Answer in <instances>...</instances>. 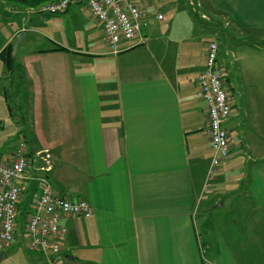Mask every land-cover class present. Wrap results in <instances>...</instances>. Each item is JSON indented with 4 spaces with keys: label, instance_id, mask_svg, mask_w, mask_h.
Returning a JSON list of instances; mask_svg holds the SVG:
<instances>
[{
    "label": "crops",
    "instance_id": "obj_1",
    "mask_svg": "<svg viewBox=\"0 0 264 264\" xmlns=\"http://www.w3.org/2000/svg\"><path fill=\"white\" fill-rule=\"evenodd\" d=\"M196 2L239 29L264 30V0ZM186 3L189 24L199 22L192 1ZM40 4L0 0V52L17 32L26 33L12 69L0 59V148L16 133L28 151L16 232L37 195L34 177L48 166L53 191L84 199L92 212L61 220L62 264H264L258 96L248 109L238 94L232 103L230 86L231 115L223 124L230 156L207 178L213 152L196 76L205 67L207 42L217 38L214 24L221 22L202 15L207 20L197 25L208 37L195 52L184 47L193 37L170 35L178 3L154 1L145 5L144 42H123L121 52L111 54L84 5L41 14L34 10ZM225 79L230 82L228 72ZM15 144L1 153L10 154ZM23 232L0 264H46L27 248Z\"/></svg>",
    "mask_w": 264,
    "mask_h": 264
},
{
    "label": "built area",
    "instance_id": "obj_2",
    "mask_svg": "<svg viewBox=\"0 0 264 264\" xmlns=\"http://www.w3.org/2000/svg\"><path fill=\"white\" fill-rule=\"evenodd\" d=\"M154 1L161 0H52L40 4L34 10L41 14H59L66 11L70 4L84 5L100 25L110 53L118 54L123 42H144L143 31L148 24L145 5ZM155 18L161 20L163 14L156 11ZM218 45L215 40L207 42L205 67L196 76L200 97L208 113V135L213 152L207 172L209 179L214 178L229 153V137L223 125L231 115L228 90L224 86L228 69L218 62ZM25 141H17L13 152L8 155L0 152V251L11 244L17 233L18 204L24 191L22 182L29 164ZM40 171L43 173L34 177L38 186L37 195L32 199L30 212L24 222L27 248L43 256L46 264H62L60 240L65 230L61 220L65 216L88 217L92 212L84 199H68L53 191L47 177L48 166L41 167Z\"/></svg>",
    "mask_w": 264,
    "mask_h": 264
},
{
    "label": "rangeland",
    "instance_id": "obj_3",
    "mask_svg": "<svg viewBox=\"0 0 264 264\" xmlns=\"http://www.w3.org/2000/svg\"><path fill=\"white\" fill-rule=\"evenodd\" d=\"M162 1L163 0H161V2ZM172 1L178 3L176 6V9H178V11L176 9L173 10V18L175 20L171 25L170 35L180 34L182 36L184 35V37L185 36L190 38L193 37L191 41L188 40L184 44V47H189L190 50H195V52H197V50L202 49V45L204 44L203 41L208 37L207 35L208 32L205 30L201 31L200 27H198V25L200 26L204 25L201 23L202 20H200V18L201 19L203 18L202 15H206L205 17L210 18L211 21L217 19L221 22V25L214 24L215 28H217L215 29L216 32L215 36L217 38L214 40L217 42V44H219L220 49L223 50V54L218 56V62L224 64L227 67L229 73V79L230 82H232L230 83L224 80V86L226 90H228L231 93L232 92L231 87H232L234 91L232 92L233 97L230 96L231 101L232 103H234L238 94L241 98L240 100H243L244 103H246L247 108L250 109V107L253 108V106H250L249 102L250 101L252 102L254 100L252 98L258 96L257 105H259L258 108L260 112L264 114V44L263 45L260 44L262 43L261 39L263 38L262 40H264V30L260 31L257 28L239 29L234 24H232V22L229 23L230 21L229 18H222L218 15H212L210 14V12H207V9L202 8L201 6H199V4L197 5L196 0H191V1L193 3L192 7L194 8V14L195 16H197V20H199V22L193 21V23L190 25L189 20L187 19V18L190 19V17L187 14L189 10L187 8L186 2L188 0H172ZM155 2L158 3L160 1H155ZM203 20H207V19L203 18ZM224 22H227L228 24H224ZM163 26H165L166 28L165 31H167L169 27V23L164 22ZM209 27L212 28V22L211 25H209ZM223 34L227 35V38L225 37L224 40L222 39ZM258 44H259V48L257 46ZM187 50L188 49H186V51ZM231 79L233 80L231 81ZM258 80L259 81L261 80L260 83L262 88L261 90L262 93L259 94L257 93V90H259V85L255 87V83ZM255 102H256V98H255ZM234 104H236V102ZM234 109L237 110V107L235 106ZM234 136L235 135H233V137ZM4 137L5 135L1 133L0 140H4L3 139ZM235 138L236 137H234L233 139ZM17 141L18 139L16 133L13 135V137L10 135L7 136L5 140L7 146L5 147L2 146V148H0V152L2 150H6V151L9 150V148L11 147V143H15V142L17 143ZM228 156H230V152L228 153ZM228 158L229 157L225 158V160H227ZM210 203L212 204V201ZM218 203H221V200L218 201L217 203H213L214 205L212 204V206L217 207ZM226 208L227 207L224 206L216 209L217 212H221L224 211ZM20 219L21 217L18 216V218H16V221ZM23 224L24 222L22 223V225ZM22 225L19 229L20 233L18 232L17 235L15 236V238H18V240L20 239L21 241L23 238L22 235H24L23 234L24 225L23 226ZM25 238H26V233H25Z\"/></svg>",
    "mask_w": 264,
    "mask_h": 264
},
{
    "label": "trees",
    "instance_id": "obj_4",
    "mask_svg": "<svg viewBox=\"0 0 264 264\" xmlns=\"http://www.w3.org/2000/svg\"><path fill=\"white\" fill-rule=\"evenodd\" d=\"M4 1L6 2L13 1V3L19 4L25 7H31V6H36L42 2L50 1V0H4ZM58 49H61V47H59ZM0 59L4 61L5 66L8 70L12 69L15 58L11 56V44H8L7 47H5L0 52Z\"/></svg>",
    "mask_w": 264,
    "mask_h": 264
},
{
    "label": "water",
    "instance_id": "obj_5",
    "mask_svg": "<svg viewBox=\"0 0 264 264\" xmlns=\"http://www.w3.org/2000/svg\"><path fill=\"white\" fill-rule=\"evenodd\" d=\"M26 33L24 31H19L13 36L11 40V56H15L18 44L25 38ZM6 252L0 251V261L6 258Z\"/></svg>",
    "mask_w": 264,
    "mask_h": 264
}]
</instances>
